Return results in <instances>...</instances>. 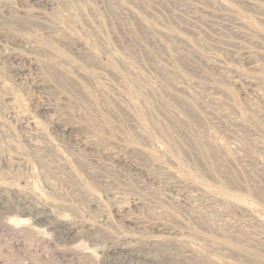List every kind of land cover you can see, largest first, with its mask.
Returning <instances> with one entry per match:
<instances>
[{"label": "rangeland", "instance_id": "1", "mask_svg": "<svg viewBox=\"0 0 264 264\" xmlns=\"http://www.w3.org/2000/svg\"><path fill=\"white\" fill-rule=\"evenodd\" d=\"M0 264H264V0H0Z\"/></svg>", "mask_w": 264, "mask_h": 264}]
</instances>
